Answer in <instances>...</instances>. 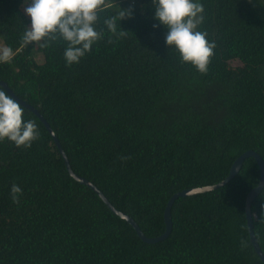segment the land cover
<instances>
[{"label": "trees", "instance_id": "obj_1", "mask_svg": "<svg viewBox=\"0 0 264 264\" xmlns=\"http://www.w3.org/2000/svg\"><path fill=\"white\" fill-rule=\"evenodd\" d=\"M12 1L0 42L14 57L0 63V80L44 118L72 172L146 237L162 233L173 193L219 182L245 150L264 163V0H194L204 7L196 30L216 44L204 74L166 45L152 0H106L94 25L101 39L71 66L62 40L23 44L30 18ZM122 9L132 14L119 21ZM112 16L126 36L108 31ZM21 107L40 138L28 149L0 142V264H264L244 217L258 181L252 157L222 186L177 197L166 238L146 243L69 175L46 128ZM249 209L264 255V184Z\"/></svg>", "mask_w": 264, "mask_h": 264}, {"label": "clouds", "instance_id": "obj_2", "mask_svg": "<svg viewBox=\"0 0 264 264\" xmlns=\"http://www.w3.org/2000/svg\"><path fill=\"white\" fill-rule=\"evenodd\" d=\"M105 3L106 0H25L24 12L30 24L22 42L25 46L47 48L51 42L62 40L66 43L63 54L66 66L79 63L101 39V32L95 30L94 25ZM152 4L154 18L167 28L166 45L174 46L183 62H191L200 73H207L216 44L206 39V32L196 30L203 22V16L198 15L204 11L203 5L194 0H152ZM131 14V9H122L118 13L119 21ZM104 24L112 34L127 35L124 30L118 32L116 16L106 18ZM13 57L11 47H0V63H11ZM22 117L20 103L0 89V142L7 139L18 148L28 149L40 138L36 123ZM10 193L13 203L18 204L21 187L13 183Z\"/></svg>", "mask_w": 264, "mask_h": 264}, {"label": "water", "instance_id": "obj_3", "mask_svg": "<svg viewBox=\"0 0 264 264\" xmlns=\"http://www.w3.org/2000/svg\"><path fill=\"white\" fill-rule=\"evenodd\" d=\"M0 86L6 91L7 94L11 95L15 100H17L21 106H23L24 108L28 109L29 111H31L34 115H36V117L41 121V123L43 124V126L46 128V130L48 131V133L50 134L59 154L61 155L62 159H63V163L65 165V168L67 170V172L69 173V175L76 180L78 183L83 184L87 187H89L91 190H93L98 197L103 201V203L116 215H118L119 217H121L122 219H124L127 223H129L132 228L134 229L136 235L143 241L146 243H155L158 241L163 240L164 238H166V236L168 235L170 228H171V220H170V206L173 203V201L177 198V197H181V196H188V195H193V194H197V193H201V192H205V191H209L215 188H218L220 186H222L223 184H225L239 169L242 160L246 157H252L258 167V181L257 184L252 187L250 190H248V192L245 195L244 198V217H245V222H246V229H247V233H248V238H249V242L255 252V254L258 256V258L264 262V255L261 252L256 239L254 237L253 231H252V220H251V214H250V209H249V205L251 203V201L253 200V198L259 193V191L261 190L263 184H264V163L261 159V157L254 151L252 150H245L244 152H242L241 154H239L231 163L229 170L227 172V175L220 180L219 182H216L214 184L211 185H205V186H198V187H194V188H188V189H182L180 191H177L175 193H173L172 195L169 196L168 200L166 201L164 208H163V212H162V219H163V223H164V229L162 231V233H160L157 236H153V237H146L141 230L139 229L138 225L134 222V220L128 216L127 214L117 210L116 208H114L107 200L106 198L103 196V194L101 193L100 190H98V188H96L92 183H90L88 180H86L85 178L76 175L75 173L72 172V170L69 167L68 161L66 159V156L63 152V150L60 147V144L58 142V140L56 139L54 133L51 131L50 127L48 126V124L46 123V121L44 120V118L38 113V111L32 107L31 105H29L28 103H26L24 100L18 98L6 85L5 82L0 80Z\"/></svg>", "mask_w": 264, "mask_h": 264}, {"label": "rangeland", "instance_id": "obj_4", "mask_svg": "<svg viewBox=\"0 0 264 264\" xmlns=\"http://www.w3.org/2000/svg\"><path fill=\"white\" fill-rule=\"evenodd\" d=\"M10 4H13L12 0H11V2H10V0H7L6 4H3L2 2H0V13L4 10V8L8 7L7 5H10ZM19 4H20V7H21V10L24 11V7L26 6L25 5V0H21ZM0 47H2L1 42H0ZM40 59H41L40 54L35 55V60L36 61H40Z\"/></svg>", "mask_w": 264, "mask_h": 264}]
</instances>
